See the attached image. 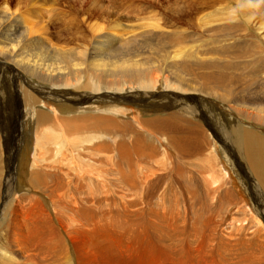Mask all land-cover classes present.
<instances>
[{
	"label": "bare ground",
	"instance_id": "1",
	"mask_svg": "<svg viewBox=\"0 0 264 264\" xmlns=\"http://www.w3.org/2000/svg\"><path fill=\"white\" fill-rule=\"evenodd\" d=\"M160 1L141 0L153 10L138 22L119 15L106 27L87 19L112 14L88 1L85 30L56 35L78 41L73 48L1 4L4 173L16 176V188L27 178L33 192L16 200L1 230L3 264L14 262L10 240L30 264L40 256L43 264H264V135L232 121L228 107L214 110L201 93L226 82L238 36L263 29L254 15L264 1L173 0L165 13L156 10ZM248 43L253 63L264 64ZM138 89L151 92L128 93ZM115 109L121 118L106 113ZM208 130L222 149L207 141ZM234 163L249 172L246 183L234 177ZM3 189L9 194L5 182ZM166 240L186 244L184 254Z\"/></svg>",
	"mask_w": 264,
	"mask_h": 264
},
{
	"label": "rangeland",
	"instance_id": "2",
	"mask_svg": "<svg viewBox=\"0 0 264 264\" xmlns=\"http://www.w3.org/2000/svg\"><path fill=\"white\" fill-rule=\"evenodd\" d=\"M59 1H61V2L56 5L58 0H51V1L50 0H0V6H1V4L4 3L7 6H9V9L11 11H15L16 15L20 14L22 17L24 16L25 19L27 18L26 20H28V22L32 24L31 27H33V26L34 27H42V28L44 27L39 32L46 30L45 33L46 32L47 33H46V35L45 34L44 35L46 37L52 38L51 40L53 43L54 42L59 43L61 41L59 44L63 47H72L73 48L74 46H79L78 41L66 43V42L60 40L59 42H57L58 40L56 39V35H61V37H62L66 31L72 30V28L73 29L75 28L74 30H77V31L80 28H83L82 30H85V26H83V22L81 21V17L83 15L82 11H83V9H85L87 7V5H85V4L88 1L90 2L91 0H59ZM120 1H122V2H120ZM140 1L141 0H99V3L100 2L102 3L101 6L103 7V9L112 15H110V17H108L106 15H100L95 11L94 14L89 15V18L87 19V21L101 23V24L105 25V27H106L107 23L111 20V18L114 19L115 16L117 17L120 15L119 18L122 21L135 20L138 22L141 20V18L143 16H146L149 11H150L149 13L152 14L151 10H153L150 7L144 6V4ZM172 1L173 0H161L158 3L156 10L159 11L160 13H165L167 9H165L164 7L167 4L171 3ZM262 1H264V0H262ZM219 2H220V0H219ZM118 3L119 4L121 3V5H123V7H121V5H119ZM50 4L51 5L54 4V5L51 6ZM117 5H118V8H116ZM256 5H257V3H256ZM52 7H53V9H52ZM172 7H170L169 9L171 10ZM126 11H127V13H126ZM260 12H262V11H259L257 9V14L255 13V15H254L255 22L257 23V25L264 23V16H263L264 12L261 13L263 15H261ZM128 14H130L129 17H128ZM123 19H125V20H123ZM75 25H77V27ZM64 26L68 29H66ZM57 29H59L60 31L58 32ZM63 30H64V32H63ZM77 36L79 37L80 33H78L76 35V37ZM82 36H83L84 40H87L89 38L88 32H86V31L84 32V34ZM238 39H240L241 43L239 42V44H236V47L234 49L232 48L230 50L231 52H229V53L227 52L228 56L231 55L232 58H234V60L232 62L234 66L232 68H226L227 71H226V69H224V72L227 75V76L225 75V77H227V78H226V82H224V85L222 84L223 82L208 83L203 87V89H202L203 91H201V93H202L204 98L211 99L214 101V103H213V109L214 110L221 111L222 109H221L220 105L228 107V110L230 112L229 117L231 118L232 121L236 120L237 122L241 123L244 126H247L248 128H255L256 131H258L259 133L264 135V82L260 76V75H264V74H262V73H264V68H262L261 71L260 70L257 71L258 67L260 65H262L263 63H260V64L255 63L254 64L253 62H256L255 58L250 57V55H249L251 50L249 52H248V50H245L249 47L248 42H255L258 47L254 46L253 49L258 51V53L260 51H262L264 54V24H263V29L262 28L258 29V30L254 29V30L250 31L249 33L248 32H242L241 35L238 36ZM62 42H64V43H62ZM85 43L88 44L87 41H85ZM88 45H90V44H88ZM201 45H202V50H205L207 47L213 46L212 44H205V43H201ZM210 56H213V55H210ZM247 63H249V64H247ZM242 67H244V68H242ZM253 67L254 68L256 67L257 69L256 68L253 69ZM198 81H200V79H198ZM201 83H202V81H200V84ZM198 84H199V82H198ZM195 85L197 86L196 83H195ZM221 85H223V86H221ZM5 88H6V84L3 82V80H1L0 89L3 90ZM138 90L139 91L129 90L128 93L131 95H134V94H141L142 92H151V90H149V89H138ZM176 90L177 89H175V92H176ZM123 92H125V91L123 90L122 93ZM0 95H1V97H0V99H1L0 100V115L4 116L5 115V109H6L4 103L2 102L4 100V96L2 97L1 93H0ZM3 95H6V93ZM14 96H16V94H14ZM7 102H10V100L8 99ZM102 105L101 104L99 105L101 110L103 109ZM209 106H211V105H208V108L210 109L211 107H209ZM114 108H116V107L114 106ZM117 108L120 111H122L123 107H120V105H117ZM63 109L69 110V108H67V107L66 108L63 107ZM120 111L115 109L114 111H110V112L109 111H107V112L106 111H104V112L96 111V112H102V113L106 112L107 114H110L113 117L117 116V118H118V117H120L118 115V113ZM69 112H70V114L71 113L76 114L75 111L69 110ZM7 113H9V112H7ZM65 113H68V112H65ZM120 114H121V112H120ZM131 115L132 114H128V117H126L124 119L127 121H130ZM222 117L225 118L226 120L222 119ZM229 117L221 114V122L230 127L234 124H231L232 121L228 120ZM10 118H11V116H10ZM11 119L14 120V118H11ZM230 121H231V123H229ZM236 121H234V122H236ZM223 127H225V126L223 125ZM27 128H28V125H27L26 129ZM204 128L207 130L206 127H204ZM26 134L28 135V138L26 136V141H24V142H25V144H28V146H30L29 144H31V142H32L31 138H32L33 134L29 130L26 131ZM29 134H31V135H29ZM206 135H207V141H214L222 149L221 143L214 136V132H212L211 130H208L206 132ZM117 140H119V139L116 138L115 142ZM147 140L151 141V138L150 139L148 138ZM0 143H1V140H0ZM23 147H25L24 143H23ZM3 154H4L3 148L0 144V162H1L0 163V169H1L0 170V176H1L0 177V210L2 209L3 203L6 206H8V212L4 211V209H2V211L0 212V243H3V240H4L2 238V231H3L2 229H4L6 226L7 227L9 226V223H7V221L10 222L11 211H13L14 208L17 207L16 200H18L20 203L21 202L24 203L23 202V198H25L24 196L28 195V194H33V192L30 191L31 189H29L30 185H29V181L27 178H20V180H22V184L19 188H16V186H15L16 178H13V176H15V175L11 174V175H13L12 177H11V175L6 176V174L4 173L5 167H4ZM228 156H230V153L228 154ZM193 162H195V161H193ZM192 164L194 165V163H192ZM233 165L235 167L234 177L236 178V180L240 184L246 183L244 181V179L246 178L245 177L246 175H244L243 173H249V172L246 170V168L244 166H241L242 168L238 170L236 168L237 164L234 163ZM189 168H190V165H189ZM193 169L194 168H192L191 170H193ZM243 177H244V179H243ZM25 181H26V183H25ZM4 182L6 183L5 191H8L7 190L8 188L10 191L9 194L7 193L6 195H4L2 193L4 190L3 189ZM13 185L15 186V191L20 189L14 194L11 193L13 191V189H12V187H14ZM168 186L169 185L164 187V189L166 191L169 190ZM246 186H247V184H246ZM21 189H23V190H21ZM19 192H22V193H19ZM34 192H36V190ZM17 193H19V194H17ZM42 195L44 196L43 193L41 194V196ZM168 196H170V195H168ZM43 199H45V197L40 198L42 204L44 205L45 202ZM25 200L26 199H24V201ZM6 202H8V203H6ZM11 206H13V207H11ZM262 220H263L262 225L264 226V219H262ZM165 243L173 246L176 253H178L179 255L184 254V253H182V250L185 249L186 244H183L181 247V245L177 244L176 242L172 243L171 240H166ZM6 247H7V249L9 248L8 250L7 249L6 250L8 252H10V254L13 256V258H12L14 261L13 264L16 262V260H17V262H16L17 264H22L23 262H24L23 264H30V263H28L30 261L26 262V260H24V258L22 256V255H24V253L21 252L18 248L16 249L15 247H17V246H15V244L12 243L11 240L9 242V247L7 245H6ZM70 255L73 256L71 253H70ZM41 257L42 256L39 257L40 259L38 257H35L38 259H33L32 264H43V262H41ZM45 259H46V257H45ZM205 260L207 263L210 262L209 258H205ZM0 263L3 264V260ZM51 264H54V263H51Z\"/></svg>",
	"mask_w": 264,
	"mask_h": 264
}]
</instances>
